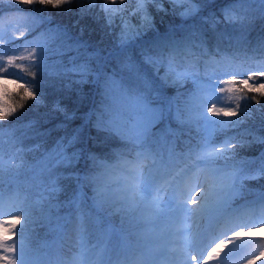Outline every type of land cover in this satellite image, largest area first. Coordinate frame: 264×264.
Wrapping results in <instances>:
<instances>
[{"label": "snow or ice", "instance_id": "1", "mask_svg": "<svg viewBox=\"0 0 264 264\" xmlns=\"http://www.w3.org/2000/svg\"><path fill=\"white\" fill-rule=\"evenodd\" d=\"M128 2L136 5L131 10V16L138 19V24L132 25L124 18L129 13L122 6L119 34L111 33L121 54L127 48L135 46L149 31H158L155 18L148 11L149 5H157L158 13H168L163 7L165 0ZM74 3L79 5L78 14L83 17L94 11L97 0H15V7L9 11L30 13L38 19H32L27 33L22 32L20 40L14 41L34 45L28 51L27 59L36 71L31 72L32 79L27 83H19V80L24 79L19 75L12 83L17 84L22 92V100L32 99L37 104L42 103L43 88L49 81H58L61 90L68 92H75L82 85L94 86L101 99L99 107L89 115L88 120L91 122L92 115H95L93 127L97 132H105L109 138L120 142V156L133 157L132 160H125L124 164L133 166L134 174L131 180H125L122 186L117 187L107 178L110 166L97 164L95 156L89 157L93 162L91 168L86 161L85 169H78L79 160L83 156L70 151L80 140L79 132L73 129L72 133L57 142L56 148L41 162L49 179L42 185L41 199L35 202V206H40L42 211L47 207L49 212L53 208H66L68 211L65 216L56 217L54 230L61 237H77L81 247L89 227L98 229L100 243L110 242L114 230L100 227L104 214L121 218V241L138 238L136 229L178 219L181 214L189 211V204L200 207V215L207 221L206 231H213L222 219L234 211L233 200L246 191L245 182L264 179V154L257 158L259 166L255 169L252 165L257 163L256 159H238L239 150L245 147L244 134L238 131L243 123L240 117L248 114L246 110L241 112V96H236V107L227 110L217 108L216 103H213V99L218 97L209 96L200 104L190 96L185 98L186 93L180 89L190 75L193 58L207 54L203 49V40L197 44V33L191 31L195 25L173 28L166 36L145 42L135 58L125 56L110 69L109 74V70H106L109 61L99 63L100 58L88 53L85 44L79 41L70 43L72 37L65 27H48L55 23L44 14L48 7L59 9L60 12H71ZM85 3L88 5L87 9L84 8ZM167 3L172 6V14H178L182 20L195 19L200 12L198 0H167ZM253 4H258L264 10V0H232L223 9V20H211L213 28L221 23L245 27ZM21 5L27 7H20ZM33 5L42 8H34ZM100 7L101 11H107L106 26L112 28L115 10L106 9L103 4ZM202 23L207 24L209 21ZM177 32H186L185 39H175ZM193 48L201 51L193 52ZM13 59L12 56L8 57L9 62ZM94 60L97 61L95 67L92 66ZM16 67L20 69L24 66L17 64ZM149 67L153 69L152 72L146 70ZM161 68L166 69L163 75H160ZM11 75L13 73L10 71L4 72V76ZM238 75L246 78L238 79L237 76L229 75L223 84H236V91L239 93H253L251 101L260 104L261 99H264V72ZM254 77H259V82H254ZM4 83L3 96L7 97L8 81L5 80ZM217 87L220 93L225 91L224 86L219 83L211 85L212 91L215 92ZM171 89L176 94L166 95V91ZM227 91L231 93L233 88L229 87ZM3 104L0 107V120L7 119L16 112V108L8 105L6 99ZM194 104L199 113L196 123L206 121L208 127L203 130L204 135L196 144L186 142L187 152L178 153L176 140L169 142L168 138L178 137L183 128L193 123L189 114L193 111ZM20 107L23 108L24 105L21 104ZM53 108L63 114L65 121L76 118L74 113L61 107L60 102H56ZM207 114H223L237 119L213 120ZM166 120L175 121L181 132L165 126ZM157 128L160 131H154ZM229 130L235 131L236 135H230ZM214 133H223L224 138H214ZM260 142L264 143V140ZM140 162L145 163L135 166ZM60 168L64 172L53 176L55 170ZM98 168H104L105 173H99ZM12 171L9 168V172ZM2 178L3 165L0 162V201L5 197ZM62 181L70 182V195L67 194V188L61 187ZM61 192L67 196L66 200L63 203H52ZM260 201L264 202V194H261ZM17 202L18 206L14 211L21 215L0 214L3 216L0 218V264H43L26 243V234L35 222L34 204L28 196L22 199L17 197ZM43 218L49 222L52 219L50 215ZM235 235H239V232ZM124 247L130 248L131 245L125 244ZM218 247H213L207 253L209 258L213 254H219ZM199 259L196 255L190 256V261L196 264H199ZM56 264L74 262L59 260Z\"/></svg>", "mask_w": 264, "mask_h": 264}, {"label": "trees", "instance_id": "2", "mask_svg": "<svg viewBox=\"0 0 264 264\" xmlns=\"http://www.w3.org/2000/svg\"><path fill=\"white\" fill-rule=\"evenodd\" d=\"M198 3L200 12L195 19L182 20L178 14H172V9L168 10L167 14H156L154 18L156 26H159L158 31H150L149 34H146L148 36L145 40L138 41L140 44L136 43L137 48H135L141 51L142 45L145 42L155 40L157 37L162 38L171 32L173 28H180L181 26L187 28L189 25H195V28L191 29V31L197 33L198 38L196 43L200 44V41L203 40V49L207 53L206 55L194 57V63L189 69L198 78H205L203 74L208 69L212 72H239L256 66L264 67V10L258 9V7H253L255 11L250 12L249 10L248 22L243 28L239 24L233 26L225 25L224 23L213 28L211 20L213 18L223 20V9L227 8L232 3V0H198ZM86 6L88 5L85 3V9H87ZM13 7H15V0H0V10H2L0 11V26L8 21L12 23L16 22L19 25L24 21L28 24V31L32 19H38V17L30 13L9 11ZM20 7L27 6L21 5ZM32 7L42 8L39 5H33ZM64 7H67V5H64ZM78 8L79 5L75 3L72 6L71 12H60L59 9L48 7L44 14L55 22L48 25V27H56L57 25L65 27L68 35L72 37L70 43L79 41L85 44L88 53L100 58L99 63H103L106 60L109 61L106 70H109L110 74V69L123 58L120 55V50L115 45V40L109 36L106 17L97 7L91 14L81 17L78 14ZM160 18L164 19L161 21ZM158 20L161 21V24L158 23ZM202 21H209V23L204 24ZM161 25L162 27L160 28ZM81 29H83V32H81ZM186 35V32H177L175 39L183 40ZM20 38L21 34L14 41H18ZM9 46L13 47L12 45ZM192 51L198 53L201 50L193 48ZM195 61H198V63ZM96 63L97 61L94 60L92 66L95 67ZM22 65L24 66L22 71H15L14 69L10 71L13 73L15 80H17V75L24 77V79L19 80V83H27L32 79L31 72L36 71V69H33L31 66L29 68L26 64ZM147 71L150 72L149 70ZM29 87L33 86L29 85ZM180 90L186 93L185 98L188 96L194 98L196 95L191 86L183 85ZM18 93H20V96L13 101L11 100L8 104L15 107L16 112L10 114L7 119L0 120V162L3 165L2 182L5 192V197L0 201V206H3L4 210L14 207L17 204V197L21 199L24 196L29 197L30 194H38L43 189L42 185L46 184L49 177L48 173L43 170L45 166L41 162L53 151L50 142L59 141L61 138L72 133L73 129L79 132L80 140L76 147L70 151H76L83 156L79 160L78 169H85L86 161L88 167L91 168L93 163L89 158L91 156L97 158V164H104L109 157H113L112 153L117 154L120 150V142L118 140L109 138L107 133L97 132L95 128L90 127L92 118L95 115H92L91 122H89L88 117L98 108V103L101 99L98 90L94 86L82 85L75 92H68L61 90L58 81H49L43 88L44 95L40 104H37L32 99L22 100V92L19 89ZM175 94L174 89L166 91V95L168 96H174ZM252 95L253 93L239 95L241 96L240 101L246 102L247 100L248 102V106L245 103L241 105L242 110H246L248 114L240 117L243 123L240 125L238 131L244 134L243 141L245 143V147L242 148L245 150V153L241 154L240 159H256L257 163L252 165V168L255 169L259 166L257 158L261 154H264V143L260 142L264 140V107L257 108L258 111H254L255 108L249 105V102H252L250 99ZM56 102H60L61 107L68 109L70 113H74L76 118L73 121H65L63 114L56 112L53 108ZM196 103L198 104L197 100ZM21 104L24 105L23 108L20 107ZM262 104L264 106V100L261 101L260 105ZM195 108L196 104L193 105V111L189 114L193 118V123L189 127L183 128L182 134L178 137L168 138L169 142L173 139L176 140V152L178 153L187 152L186 142L194 145L203 135L200 126L196 123V118L193 117L196 113ZM235 119L237 117L231 116L224 120ZM224 120L220 119V121ZM165 126H170L175 131L181 132L175 121L169 122L166 120ZM154 131H160V128L154 129ZM229 134L236 135V132L229 130ZM217 137L223 139V133H214V138ZM46 140H48L47 144H42ZM40 143L42 146L37 149ZM13 148L25 153L27 156V160L21 162V165L10 166L7 163L8 159H12ZM9 168L13 169L11 173L9 172ZM99 170H102L104 173V169L98 168L97 171ZM63 172L62 168L56 169L53 176ZM61 187L67 188V194H71L72 188L69 181H62ZM245 188L246 191L242 195L236 196L233 202L264 192V179L250 181L247 185L245 184ZM66 198L65 193L61 192L52 203H63ZM67 211L66 208L58 210L53 208L49 212L47 207H45L40 215L38 214L36 224L26 234V243L29 250L43 264H56L59 260H72L74 264H78L79 262L77 256H73L80 243L79 239L75 236L72 239L61 237L54 230L56 217L65 216ZM49 215L52 218L51 222L43 218ZM101 219V228H111L114 230L110 242H105L102 246L99 245L98 229L96 227H89L88 233L84 237L83 245L85 246L88 243V249L90 250L101 246L107 259H111L112 257H116V260L120 259L121 243L119 241V234H122L121 218L119 216L104 214ZM124 227L126 228L127 225L125 224ZM146 228L136 229L139 236L131 240L142 243L141 234L143 232H146L148 235L156 234L155 230H153L156 229V226L148 225ZM148 237L147 239H149ZM90 240L94 242L90 243ZM117 244L120 246L117 247Z\"/></svg>", "mask_w": 264, "mask_h": 264}, {"label": "rangeland", "instance_id": "3", "mask_svg": "<svg viewBox=\"0 0 264 264\" xmlns=\"http://www.w3.org/2000/svg\"><path fill=\"white\" fill-rule=\"evenodd\" d=\"M97 5L96 7L100 9L101 11V4H103L105 6L106 9H114L115 13L113 15V27L112 28H108V32H109V36L111 38H113V35H111V33L115 32L116 35L119 34L120 31V26H121V16L123 15V13L120 11L121 7L123 6V8L125 9V11H127L129 13L128 16H125V19H128L129 22L132 25H137L138 24V19L136 17H132L131 16V10L135 8V4L134 3H129L128 0H97ZM88 7V6H86ZM156 7L157 5H149L148 6V11L152 14L153 17H155L156 14H162L163 12H157L156 11ZM163 7L167 10H171L172 6L170 4L167 3V0H165V2L163 3ZM253 7H258V9H260L258 4H253L252 5V9H250V12L255 11ZM179 10H183V9H179ZM102 14L106 17L107 16V11H101ZM161 19V18H160ZM164 19V18H163ZM161 19V21L163 20ZM161 21L158 20V23L161 24ZM157 23V24H158ZM27 25L24 21L22 22V24H17L16 22H6L4 25L0 26V107L4 106L3 102L5 99L8 101L7 104H9L11 102V100H15L20 96V93H18V87L17 84L12 83V81L15 80V77L13 75L11 76H4V72L5 71H10L11 69H14L15 71H22V68L17 69L16 65L17 64H26L28 65V67L30 68L31 66V62L27 59L28 57V51H30L31 47H33L34 45H28L27 43H14V40L16 37H18L22 32H26L27 31ZM156 25V23H155ZM162 27V25L160 26V28ZM159 26H156V29H158ZM150 32V31H149ZM149 32L147 34H149ZM146 37H143L142 40H145L147 38L148 35H145ZM114 39V38H113ZM140 44V42H138ZM142 43V42H141ZM9 45H12L13 47H10ZM115 45L117 46V42L115 41ZM137 48V44L133 47H129L127 48L123 54L120 53L121 57L124 58L125 56L127 57H133L135 58L141 51L136 49ZM118 48V47H117ZM11 49H15V51L11 50ZM93 55V54H92ZM12 56L14 57V59L9 62L8 61V57ZM21 57H24V59H21ZM35 69V68H33ZM146 70H149L150 72L153 71V69H151L150 67L147 68ZM165 68H161L160 69V75H163L165 72ZM11 72V71H10ZM252 72H264V67L263 66H256L250 69H246V70H242L239 72H212L210 69L205 70L204 71V76L205 78H198L194 73H192L190 71V75L188 76L187 79H185V81L183 82L184 86H188V87H192L193 91L195 92V97L194 99H196L198 101V104H200L202 102L203 99L208 98L209 96H213V97H218V99H213V103H216L217 108H224V109H228V108H235L236 104H237V100H236V95H242L243 93H239L238 91H236L237 89V85L236 84H223V81L225 79L229 78V75L231 76H237V78H246V77H241L238 74H248L250 75ZM229 74V75H224V74ZM5 80L8 81L7 83V88L9 91V95L7 97L3 96V89L5 87ZM260 78L259 77H254L253 81L254 82H259ZM221 84L224 86L225 91L223 93L219 92V88L217 87L215 89V92L212 91L211 85L214 84ZM182 85V86H183ZM231 87L233 88V91L230 93L227 91V89ZM258 99L259 96L258 94H256ZM264 99H261V101H263ZM247 102V100H246ZM245 101H240V105H247L248 106V102L246 103ZM249 105H251L252 107L255 108L254 111H258L257 108H260L263 106L260 104H257L255 101L249 102ZM98 107H99V103H98ZM243 107V106H242ZM241 111L242 108H241ZM211 117V119L213 120H224L226 119L228 116H225L223 114H220L219 116H212V114H207ZM199 113L196 111V113L193 115V117L198 118ZM229 118V117H228ZM96 121V116H94V118H92V124L90 127H93V125L95 124ZM200 126V130L203 132L204 135V129L206 127H208L207 122H201L198 124ZM95 128V127H93ZM224 137V136H223ZM48 140L42 142V144H47ZM58 142V141H57ZM57 142H50L51 146L53 147V150L56 148V144ZM42 144L40 143V145L37 147L40 148L42 146ZM217 147H219V144H217ZM100 151V149H99ZM245 153L244 149H240L239 150V155H238V159H240L241 154ZM113 157H109V159L107 160L106 165H109V169L107 170V178L110 179L115 186L119 187L122 186V182L125 180H131L130 177H126L123 170L126 172L127 169H131L133 166H125L124 161L125 160H132L133 157L131 156H120L118 153L114 154L112 153ZM12 159H8L7 163L10 164V166H17V165H21V162L26 161V154L19 152L17 150H15L14 148L12 149V155H11ZM102 158V157H100ZM29 160V159H28ZM101 160V159H100ZM98 161V160H97ZM135 163V162H134ZM145 162H140L139 165H135V166H141L143 165ZM189 163H192V161H190ZM16 164V165H15ZM104 169V168H102ZM128 171V170H127ZM99 173H103L102 170L98 171ZM104 173H105V169H104ZM120 182V183H117ZM250 181L245 182V184L247 185V183ZM43 192V189L40 190V192L37 194H30L29 199L30 202H32L34 204V209H33V217L35 219V222L30 226L33 227L36 224V219L38 217V214L40 215L41 213V207L40 206H35V202L39 201L41 199V193ZM261 194H264V192H261L260 194L258 193V195H256V197L254 199H252V201H245L243 203L244 206L246 207H239L237 209H235L234 212H232L231 216H226L224 219H222L221 221L224 220V225H227V223H231L232 220H236V222H240L239 225H237L233 231L239 232V235H234L231 238H229V240L227 241V244L219 247L218 251V255L217 254H213V256L209 259H207V261L201 263V264H217L218 262H220V255L222 256L223 253L237 248L240 245H247L246 248H244L242 250V252L240 251L239 256H234L232 258H227L226 260L223 259L222 262H231V264H264V229L263 230H258V229H254L257 227L258 222H264V202L260 201V196ZM89 195H91V192H89ZM153 195H156V193H153ZM161 195H163V193H161ZM251 198V197H250ZM17 204L12 207L9 208L5 211L0 212V214H5V215H21V213L14 211V208L18 206V202H16ZM188 209L189 211H187L186 213H183L179 216L178 219L172 220V221H162L158 224H155L153 226H156V230H158V232L163 233L164 234H168L167 236L170 238H175L180 236L179 232L182 229H185L187 227H189V224L191 223V220L187 219V216L189 215H194L195 213L196 216L193 218L192 222H193V226L194 228L198 227V229H200L199 226H203V222L205 221V223H207L206 219L204 217H202L200 215V207L198 206H193L191 204L188 205ZM248 209V210H247ZM240 213L238 215L234 214L235 212H239ZM243 215V218L241 217ZM250 216H254L256 219L255 221H248L247 218ZM231 217V218H230ZM0 218H3L2 215H0ZM186 218V219H185ZM243 218V219H242ZM251 218V217H250ZM180 219V221H178ZM252 220V219H251ZM221 221L216 225L218 226L219 224H221ZM242 222H247L245 224H241ZM166 223H169L166 224ZM204 223V224H205ZM166 226H163L165 225ZM241 224V225H240ZM215 226V227H216ZM146 229V227H144ZM203 228V227H202ZM207 228V227H206ZM206 228L204 229L206 231ZM253 228V229H252ZM142 229V228H140ZM138 229V230H140ZM197 229V230H198ZM168 230H170L171 232H168ZM146 233V232H145ZM17 240L19 239V237L16 238ZM213 242V241H212ZM104 243H99V245H103ZM166 247L168 246L167 244ZM163 245V249L164 248ZM86 248L83 245V247L80 246V243L78 245V248L76 249V251L74 252L75 254H73V256H77V259L80 261L78 262L79 264H106L103 259L101 258V249H97L98 252L88 256L85 252ZM144 251V250H142ZM145 253V251H144ZM153 259L157 258V257H152ZM127 259V258H126ZM125 259V260H126ZM124 260V261H125ZM120 263L115 262L116 264H124L123 259H121ZM211 262V263H210ZM195 264V262H193ZM221 263V262H220ZM149 264H153V260H150ZM222 264V263H221Z\"/></svg>", "mask_w": 264, "mask_h": 264}, {"label": "bare ground", "instance_id": "4", "mask_svg": "<svg viewBox=\"0 0 264 264\" xmlns=\"http://www.w3.org/2000/svg\"><path fill=\"white\" fill-rule=\"evenodd\" d=\"M253 229V228H252ZM254 229H258V230H263L264 229V222H261V223H259L258 225H257V227L256 228H254ZM229 234H231V235H233V234H235V232H230ZM219 238V239H218ZM226 240H222L221 239V237L220 236H218L217 237V240H216V242H215V246L219 243H224ZM211 243H212V241H211ZM214 246V245H213Z\"/></svg>", "mask_w": 264, "mask_h": 264}]
</instances>
